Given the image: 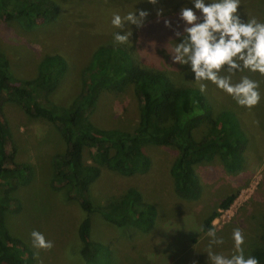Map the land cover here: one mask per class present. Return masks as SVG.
Returning <instances> with one entry per match:
<instances>
[{
    "label": "trees",
    "instance_id": "obj_1",
    "mask_svg": "<svg viewBox=\"0 0 264 264\" xmlns=\"http://www.w3.org/2000/svg\"><path fill=\"white\" fill-rule=\"evenodd\" d=\"M184 3L186 0H159L157 5L146 0H110L109 4H102L101 10L113 9L121 15L137 8L147 10L149 15L141 27L126 24L121 30L106 20L79 33L91 37L89 46H83L91 54L80 71V90L66 106L51 100L49 94L66 75L72 45L69 51L61 48L47 52L36 66V73L24 78L13 76L9 54L5 47H0V264H35L36 259L28 239L20 236L19 231L18 235L12 234L4 219L7 210L22 209L17 191L32 180L33 173L29 163L16 159L17 149L10 140L3 115L2 105L6 101L18 103L28 116L52 125L59 133L63 147L47 161L48 183L51 191L62 192L85 213L75 229L79 239L76 252L85 264L110 263L104 253L108 250L96 232V236L92 233L93 215L111 227L131 225L141 233L154 231L159 217L155 201L134 187L119 197L93 203L91 184L104 169L123 176L145 174L152 169L145 147L170 148L174 151L169 166L173 194L195 203L200 202L204 188V181L196 173L199 165L217 162L226 174L241 172L247 138L240 122L244 113H240L239 105H230L228 95L211 83L201 93L198 87L189 85L193 79L186 67L169 62L174 38L162 19L157 20L155 10L162 8L163 16L175 22ZM68 5L73 4L66 0H0V17L14 19L30 29L56 23L69 11ZM239 12L242 17L264 21V0H241ZM129 30L132 35L128 43L114 40L115 32ZM241 75L259 82L263 93L258 104L264 114V76H250L245 70L236 73L234 79ZM125 90L131 91L137 100L138 118L134 126L123 130L92 121L102 92ZM245 118L249 121V117ZM85 150H89V162L84 161ZM235 198L236 192L220 197L217 206L202 217L200 232L212 228L216 209H227ZM257 226L259 239L246 238L242 248L245 256H255L259 264H264V218L259 219Z\"/></svg>",
    "mask_w": 264,
    "mask_h": 264
},
{
    "label": "rangeland",
    "instance_id": "obj_2",
    "mask_svg": "<svg viewBox=\"0 0 264 264\" xmlns=\"http://www.w3.org/2000/svg\"><path fill=\"white\" fill-rule=\"evenodd\" d=\"M14 1L19 0H11ZM66 1L73 5H68L69 11H65L56 23L25 29L14 19L0 17V47H5L9 54L13 76H33L40 59L47 52L61 51V48L69 51L68 47L73 46L67 57L66 75L49 94L51 100L64 106L80 90V71L91 54L83 48L84 45L85 48L89 46L88 37H91L79 33L110 21L112 14L116 13L113 9L101 10L104 9L102 4H109L110 0ZM189 85L197 87L193 80ZM209 85L207 83V88ZM209 99L213 106L216 105L212 98ZM228 99L231 100L230 105L236 104L231 96L228 95ZM259 108L260 104L252 108L239 106L240 113H244L240 122L247 138L245 162L240 173L226 174L217 162L201 164L196 168V173L204 181L200 202L184 201L173 194L169 166L174 151L170 148L145 147L152 160V169L148 173L123 176L108 169L102 171L99 179L91 184L93 203L119 197L125 190L134 187L153 199L159 211L155 230L148 233H141L131 225L111 227L93 215L92 233L96 232L98 240L108 250L104 252L107 256H104L110 263L210 264L205 253L209 244L208 230L200 232L199 224L202 217L217 206L220 197L231 192H236L232 204L227 209L217 208L212 219V227L224 241L222 245H213L212 250L223 255L231 253V234L235 228L241 230L244 243L246 238L259 239L261 233L257 224L259 219L264 218V114ZM2 109L10 140L17 149L16 159L29 163L33 171L32 180L17 191L22 209L4 213L8 228L12 234L19 231L20 236L28 239L36 256L35 264H85L82 255L76 252L79 239L75 232L85 213L77 203L68 201L62 192L56 193L49 188L47 161L63 147L57 129L28 116L16 102L6 101ZM137 109V100L131 91H104L91 119L104 126L129 129L136 123ZM245 117H249V121ZM84 161H90L89 150L84 151ZM33 230L43 233L47 240L52 241L53 247L34 248L30 237Z\"/></svg>",
    "mask_w": 264,
    "mask_h": 264
},
{
    "label": "clouds",
    "instance_id": "obj_3",
    "mask_svg": "<svg viewBox=\"0 0 264 264\" xmlns=\"http://www.w3.org/2000/svg\"><path fill=\"white\" fill-rule=\"evenodd\" d=\"M157 5L159 0H146ZM241 0H186L176 13V20L163 16V9L156 8L157 20L172 32L174 42L168 53L172 65L186 67L199 91L204 93L207 83L232 97L237 105L252 108L261 100L260 84L248 75L234 79L238 72L247 71L264 76V21L256 17H242ZM149 12L145 9L129 11L124 15L113 13L110 24L116 29L125 25L141 27ZM132 31H117L113 34L117 43L130 41ZM222 70L223 73L222 74ZM209 244L205 251L210 264H259L252 255L245 256L242 245L244 235L239 228L232 231L233 251L223 255L212 250L213 245H222L214 227L207 231ZM32 246L51 249L53 243L43 233H30Z\"/></svg>",
    "mask_w": 264,
    "mask_h": 264
}]
</instances>
